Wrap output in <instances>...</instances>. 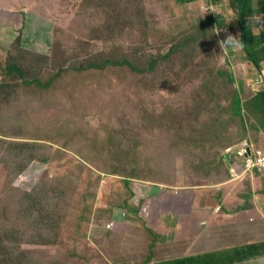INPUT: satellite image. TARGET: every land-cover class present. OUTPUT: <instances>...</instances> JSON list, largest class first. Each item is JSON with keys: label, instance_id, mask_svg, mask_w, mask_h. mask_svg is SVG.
Listing matches in <instances>:
<instances>
[{"label": "rangeland", "instance_id": "1", "mask_svg": "<svg viewBox=\"0 0 264 264\" xmlns=\"http://www.w3.org/2000/svg\"><path fill=\"white\" fill-rule=\"evenodd\" d=\"M64 1L45 45L0 51V264H119L132 232L173 243L179 221L263 241L264 174L223 154L264 148V17L243 21L256 67L221 45L242 41L237 0Z\"/></svg>", "mask_w": 264, "mask_h": 264}, {"label": "crops", "instance_id": "2", "mask_svg": "<svg viewBox=\"0 0 264 264\" xmlns=\"http://www.w3.org/2000/svg\"><path fill=\"white\" fill-rule=\"evenodd\" d=\"M199 1L204 0L193 2ZM220 1L225 5L228 0ZM63 2L65 3L64 0H0V51H9L15 42L28 46L45 45L46 41L51 40L54 17L61 14ZM252 9L264 17V0H252ZM179 222L175 225L179 237L173 243L160 238L155 240L145 233L136 235L132 232L123 249L116 253L119 264H264V256L254 257L255 252L251 248L264 244V240L233 242L229 240L232 234H221L219 238L217 235L207 234L206 238L198 239L197 233L192 231L191 221Z\"/></svg>", "mask_w": 264, "mask_h": 264}, {"label": "built area", "instance_id": "3", "mask_svg": "<svg viewBox=\"0 0 264 264\" xmlns=\"http://www.w3.org/2000/svg\"><path fill=\"white\" fill-rule=\"evenodd\" d=\"M223 159L229 168L230 175L239 179L250 174H264V148L247 139L228 147ZM112 225H108L110 229Z\"/></svg>", "mask_w": 264, "mask_h": 264}, {"label": "trees", "instance_id": "4", "mask_svg": "<svg viewBox=\"0 0 264 264\" xmlns=\"http://www.w3.org/2000/svg\"><path fill=\"white\" fill-rule=\"evenodd\" d=\"M174 1L178 4H186V3H190L196 0H174ZM214 1H218V0H214ZM237 8H238L237 19H238V24L240 27L242 43L244 45L243 47L248 52L250 62L254 66L259 67L260 60L255 56V53L251 51V49H249V47L252 48L251 46L254 45V41L252 39L253 38L252 32L243 23L245 18L255 13L254 10L252 9V0H237ZM253 104L262 113L263 121H264V89L255 96V98L253 99ZM232 106H233V113L237 116H242V105H241V100L238 94H235L233 101H232ZM152 236L154 237L155 240L158 238L155 234H152ZM263 245L264 244H260V246L257 245V246L251 247L254 249L253 251L255 252L254 257H257L259 255L264 256V246Z\"/></svg>", "mask_w": 264, "mask_h": 264}, {"label": "clouds", "instance_id": "5", "mask_svg": "<svg viewBox=\"0 0 264 264\" xmlns=\"http://www.w3.org/2000/svg\"><path fill=\"white\" fill-rule=\"evenodd\" d=\"M221 45H223L224 47H233L235 49H241L244 46L239 37L232 36H228L226 42L222 43Z\"/></svg>", "mask_w": 264, "mask_h": 264}]
</instances>
